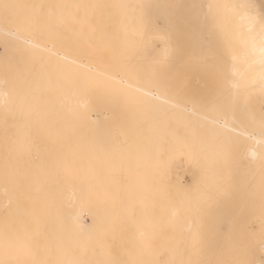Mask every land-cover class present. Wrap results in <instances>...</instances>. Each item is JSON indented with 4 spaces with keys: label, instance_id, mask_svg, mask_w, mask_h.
<instances>
[{
    "label": "bare ground",
    "instance_id": "6f19581e",
    "mask_svg": "<svg viewBox=\"0 0 264 264\" xmlns=\"http://www.w3.org/2000/svg\"><path fill=\"white\" fill-rule=\"evenodd\" d=\"M0 3L52 6L21 32L24 41L0 23V260L196 259L190 236L174 240L190 235L197 217L180 200L162 208L160 198L197 197L226 179L237 167L222 159L226 137L247 177L241 194L263 198L245 222L254 220L259 237L264 0ZM14 12L23 22L39 9ZM172 12L194 19L173 28ZM234 102L243 123L233 120ZM30 238L39 241L32 254L22 247ZM251 246V264H262L264 251Z\"/></svg>",
    "mask_w": 264,
    "mask_h": 264
},
{
    "label": "snow or ice",
    "instance_id": "6c2138e0",
    "mask_svg": "<svg viewBox=\"0 0 264 264\" xmlns=\"http://www.w3.org/2000/svg\"><path fill=\"white\" fill-rule=\"evenodd\" d=\"M22 7L39 9L38 13H34L32 16L26 18L23 22L16 18L15 9ZM52 6L45 5H14L9 3H0V23L5 25H12L14 31L6 33V35L13 36L14 39L24 41L25 37L21 35L22 31H26L35 26L36 21L42 16H51V13H46L45 8H51ZM173 9H178L182 6L172 5L168 6ZM194 18L190 14L182 15L179 12H172L168 15L167 20L170 27L180 28L181 26L190 25ZM204 62L208 63V58H204ZM9 70H14L12 66ZM264 109V105H262ZM237 113L240 116H237ZM244 109L241 108L238 102H234L232 105V117L233 120H239L243 123ZM254 118V117H253ZM261 127L264 128V110L260 117ZM229 132L236 131L235 128H229ZM238 135H247L244 132H239ZM250 138V137H249ZM222 150V159L225 164L233 161L237 162V167L234 171L230 172L226 179L216 180L210 183L205 189L198 193L195 200L194 207L192 209L193 214L197 217V224L194 231L190 234L191 251L194 256L199 257L201 253H216L221 249L222 240L225 237V230L230 236L232 230L235 227L237 214L242 213L245 208V202L241 195L247 188V177L238 160V144L235 143L231 137H226L220 142ZM261 183L264 186V163H262L261 169ZM225 206H230V212L233 217L231 223H227L225 216L221 214V209ZM258 243L261 250L264 251V218H262V227L259 237H255L253 234L249 243ZM39 241L34 238L26 240L22 247L25 252L32 254L38 249ZM0 264H6L5 261L0 260ZM33 264H40V262L33 261ZM68 264H86L84 261H73ZM108 264H117L115 261H109ZM175 264V262H173ZM180 264H251L250 261L243 258H236L230 261H222L219 259H189L187 261H181Z\"/></svg>",
    "mask_w": 264,
    "mask_h": 264
},
{
    "label": "rangeland",
    "instance_id": "374dc122",
    "mask_svg": "<svg viewBox=\"0 0 264 264\" xmlns=\"http://www.w3.org/2000/svg\"><path fill=\"white\" fill-rule=\"evenodd\" d=\"M202 136L204 137L206 135H202ZM185 176H186L185 180L189 181V175L185 174ZM184 178H183V180H184ZM241 195H242L244 202H245V208H244L242 213L237 214L235 227L232 230L230 236L227 234V229L225 230V237L222 240L221 249L218 250L216 253H213V254L201 253L199 255V257L194 256L192 253L193 258H200L201 257V258H205V259H209V258L214 259V260L219 259L222 261H230L231 259H235V258H243V259L250 261V257L252 255V253H251L252 252V246H251V243H249V241H250L252 235L253 234L255 235V233L257 232V225L254 222V220H251V222L249 224L248 223L245 224V222L249 220L248 218H251L250 214H249L250 210L256 205V203L258 201L263 200V198H260V196L246 197L244 194H241ZM196 198L197 197L191 196V198H189V197L188 198L187 197L186 198H184V197H172V198H170L171 200L169 199V197L168 198H160V199L162 200V205H161V206H163L162 208H164L165 202L170 203V202L174 201L173 203L176 205L177 203H179V200H180V201L184 202L185 204L187 203L189 205L188 207H187V204L185 205V208L187 207L188 211H192V208L194 207V203H195ZM160 199H156V200L160 201ZM168 199H169V202H168ZM163 201H164V203H163ZM189 202H190V204H189ZM189 208H190V210H189ZM160 211H162V210H160ZM186 213L187 214H185V216H188V212H186ZM221 214L225 216V220L227 223L232 222L233 217H232L231 212H230V206H225V208L221 209ZM185 216H183L184 220L187 218ZM251 225H252V227H251ZM159 231H160V235H161L162 230H159ZM185 236H187V238ZM188 236H190V235H183V237H181V238L178 236L175 238L176 240H174V241H177L178 245H181V243L185 244V243H187L186 241L189 238ZM160 240H161V238H160ZM188 240H190V239H188ZM188 242L191 243L190 241H188ZM144 248H146V247H144ZM236 253H237V255H236ZM249 255H250V257H249ZM233 256H234V258H233ZM262 259H263L262 264H264V254L262 255Z\"/></svg>",
    "mask_w": 264,
    "mask_h": 264
}]
</instances>
